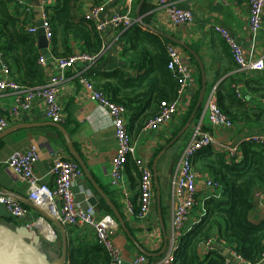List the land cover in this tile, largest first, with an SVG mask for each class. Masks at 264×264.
<instances>
[{
  "label": "crops",
  "instance_id": "obj_1",
  "mask_svg": "<svg viewBox=\"0 0 264 264\" xmlns=\"http://www.w3.org/2000/svg\"><path fill=\"white\" fill-rule=\"evenodd\" d=\"M25 1L33 4L34 0ZM39 1L41 3L47 1L55 4V0ZM95 1L84 0L81 13L85 15L88 8L95 5ZM141 1L135 0L132 7V14L136 22L139 25L142 24L143 28L154 29L166 34L169 37L167 39L177 45L183 52L184 57L192 67L195 78V83L185 92V109L181 108L182 110L180 109L181 111L172 116L157 132H141L134 137L132 135L134 144L139 148V154L149 160L152 168L154 167V160L157 154L167 144L171 143L182 129L183 120L186 118L193 103L197 102L203 81L205 80L206 82V95L198 115L184 135L179 137L169 148L171 149L182 141L180 149L177 150L173 160L168 156L170 151L168 149L158 162L159 188L154 182L155 195L158 196V192L160 195L161 211L159 210L156 197L155 205L147 220H136L127 216L123 189L114 183L112 176L113 158L118 148L112 117L102 106L90 99L88 92L79 83L80 72L83 68L81 64L68 69L67 79L61 85L57 99L62 106L64 116V121L60 124L70 135V141L73 142L91 176H87L82 169L83 176L79 177L75 184L77 198L93 205L99 217L109 214L116 219L104 197L105 195L122 213L126 223L127 221L129 222L131 230L129 227L128 229L139 243L137 245L118 223L119 226L117 230H114L112 239L114 244L122 250L124 260L131 263L136 257L145 255L150 264H155L167 250L162 255H159L166 242H168V234L171 227L173 214L171 206L172 178L178 168L182 152L197 126L202 125L203 132L211 135L216 141L228 146H237L236 155L231 156L232 158H237V160L241 159V143L244 142L246 136L253 133H264V97L260 93L251 90L254 85L253 79L259 78L262 73L248 76L241 73L232 57L227 42L213 29L215 26L227 28L248 58H264V17L261 29L255 33L251 31L249 25V0H236V3L232 0L227 2L221 0H179L178 4L181 8L193 11L194 21L189 25H173L164 8L157 6L156 0H146L141 9V16L138 17ZM104 2L107 3L111 12H125L127 10V0H104L101 4ZM11 12L14 16L19 12L14 2L11 6ZM33 14L36 23L38 16L36 9ZM118 34V31L109 29L105 34V38L103 37L105 41L103 56L101 55L102 58L93 65L89 76L96 82L97 88L99 84L104 82L106 74L114 72L119 67L128 68L129 64L123 55V47L116 40ZM170 38L183 43V45ZM69 45L71 47L70 55L85 52V47L79 40H71ZM55 49L60 55L66 52V46L60 39H57L54 45L51 42L47 49H39L47 59L44 66L40 65L44 71L43 84L48 82L51 76L57 72L55 61L57 57L53 55L54 53L52 54ZM9 62L14 74L13 77H22L23 71H19L17 64L13 60ZM223 86L234 88L243 104L240 110L236 108L229 109L234 122V127L231 129L212 125L206 110L210 94L214 89L217 90L218 87ZM14 100L15 96L13 94L2 95L0 92V116H7V109L14 105ZM42 102L44 103L43 100L36 102L35 107L31 111H21L19 116L10 119L9 127L5 131L22 124H25V127L14 129L0 137V193L13 196L21 201L24 206L29 207L25 217L16 219L0 203V226L12 228L16 231L43 216L35 207L28 205V185L7 165L6 161L9 157L15 152H27L32 146H35L40 156L36 164V176L50 186L55 183L50 173L55 153L61 151L63 156L77 163L67 147L64 132L53 126L52 122L45 117ZM127 119L130 123V112H128ZM202 173H204L205 177L210 175L204 171ZM123 181L126 191L130 193V199L138 210L140 187L135 188L132 186L127 169L125 170ZM210 192L211 190L207 189L203 182L200 183V203L192 214V225L200 221L199 217L204 213L201 209L202 202L205 196L210 195ZM258 192L257 194L255 193L257 199L256 208L251 211L249 216L254 224L264 220V197H260ZM162 197H164L165 202L162 201ZM45 218L46 220L41 222L38 228L31 231L40 237V242L45 252L52 259L59 258L66 246L68 251L73 246L98 242L95 233L91 230L62 227L57 221H51L46 216ZM47 226L51 227L55 232L56 238L54 241L48 240V232L45 230ZM49 234L51 235V230H49ZM213 237L218 241L215 236ZM218 245L216 249L221 250L226 258L230 257L231 254L226 251L227 247H224L219 241ZM141 249L148 251L151 255H146ZM201 251L203 258H205L206 254H208L206 244L203 245ZM66 258V263L69 264L68 257ZM236 262L239 263L240 261L236 260ZM259 264H264V262Z\"/></svg>",
  "mask_w": 264,
  "mask_h": 264
},
{
  "label": "built area",
  "instance_id": "obj_2",
  "mask_svg": "<svg viewBox=\"0 0 264 264\" xmlns=\"http://www.w3.org/2000/svg\"><path fill=\"white\" fill-rule=\"evenodd\" d=\"M20 4L22 12L33 14L35 7L25 0H16ZM135 0H127V10L125 12H111L106 2L95 4L85 12L86 20L93 22L99 34L105 38L109 29L118 31L120 34L134 26L136 20L132 14V7ZM179 0H156L157 6L164 8L171 23L174 25H189L194 21L193 11L183 9L178 4ZM227 2L228 0H221ZM236 3V0H232ZM41 3V2H40ZM43 1L40 5V13L43 17V28L47 39L52 42L53 31L50 23V12L46 7L50 5ZM249 25L252 32H258L263 23L264 0H249ZM214 31L221 35L230 48L232 57L238 70L246 76L264 72V58L250 59L246 56L242 47L232 37L230 31L223 26H215ZM28 32L37 33V26L33 20L27 27ZM116 39V40H117ZM0 42V92L2 95L13 94L15 96L14 105L8 108L7 116H0V134L9 127V120L19 116L21 111H31L36 102L43 100V112L45 117L51 122L62 123L64 121L62 106L57 99V94L61 90V85L67 79L68 69L75 65L83 66L80 72L79 83L88 92L91 100L97 102L102 108L109 112L112 117L115 136L118 148L113 158L112 176L114 183L123 189L125 212L128 217L136 220H147L156 202L154 172L149 160L142 157L138 146L134 144L129 131L128 111L124 106L111 101L108 95L97 88L96 82L89 76L93 65L99 60L101 54H90L78 52L69 56H59L55 58L57 72L51 76L48 82L36 87H28L19 83L13 77L12 70L4 58ZM168 68L173 72L178 83V96L173 101L162 102L157 115L150 118L142 132H157L172 116L185 109V92L195 83L193 70L190 63L184 57L181 49L175 44L167 46ZM47 59L45 55L39 57L38 63L45 65ZM38 104V103H37ZM181 109V110H180ZM208 118L212 125L231 129L234 122L221 109L216 89L210 94L206 106ZM244 142L253 143L260 148H264V133H253L244 139ZM212 147L216 151L228 153L230 156L236 155L237 146H228L216 141L211 135L203 132L202 125L197 126L191 139L184 148L178 168L171 182L172 186V220L170 232L168 234V245L164 255L155 264H173L175 254L182 245V238L190 229L191 217L195 208L200 203L199 186L203 185L210 189V196H219L222 192V185L210 175L204 176L202 172L195 168L194 161L200 150ZM54 160L50 170L55 183L53 186L46 184L36 176V164L40 158L38 149L32 146L27 152H15L6 161L7 165L28 185L29 192L27 202L30 207L39 210L43 217L27 224L33 230L38 228L41 222L46 220L45 216L57 221L62 227H75L79 229L91 230L95 233L98 243L102 244L109 252L111 264H123L124 256L122 250L114 244L112 234L118 228L117 220L109 214L98 216L93 205L85 203L77 198L75 193L76 180L83 176L82 168L71 159L63 156L61 151L53 155ZM131 158L141 174L139 209H136L134 202L130 199V193L126 191L123 176L126 170V161ZM203 180V181H202ZM260 197H264V190L258 192ZM0 203L4 205L12 217L20 219L26 216L29 211L28 206H24L21 201L13 196L0 193ZM51 230L48 240L54 241L55 232ZM207 252L216 251L218 241L214 237L206 241ZM231 255L226 258L228 264H259L264 262V251L258 262L252 263L242 259L238 253L229 247L226 249ZM234 258V259H231ZM236 260L240 262L237 263ZM131 264H150L145 255L138 256Z\"/></svg>",
  "mask_w": 264,
  "mask_h": 264
},
{
  "label": "trees",
  "instance_id": "obj_3",
  "mask_svg": "<svg viewBox=\"0 0 264 264\" xmlns=\"http://www.w3.org/2000/svg\"><path fill=\"white\" fill-rule=\"evenodd\" d=\"M83 1L55 0V4L46 7L47 12L51 11L53 45L60 39L66 46V52L61 55L56 49L53 50L55 57L71 54V40H79L85 52L103 56L105 41L95 24L87 21L81 13ZM102 1L96 0L95 4ZM13 2L19 11L16 16L11 12ZM20 7L16 0H0L1 49L7 63L10 65L9 61L13 60L19 71H23V76L15 80L28 87H36L44 83V71L38 63L42 53L38 49L37 34L27 30L35 17L34 14L22 12ZM117 43L123 47L128 68L119 67L106 74L98 88L111 101L124 106L131 113L129 131L134 137L143 131L150 118L157 115L162 102L173 101L178 96V83L168 68L167 46L174 43L138 23L124 30ZM261 73L259 78L253 79L251 90L264 97V72ZM216 95L222 111L231 119L229 109L240 110L243 107L231 86L218 87ZM195 105L196 101L183 120L182 128ZM241 146L240 160L212 147L198 152L195 168L209 173L220 182L222 192L219 196L203 200L201 209L204 208V213L199 217L200 221L185 233L173 264H228L226 256L217 249L203 258L201 248L213 236L248 262L256 263L261 257L264 251V220L254 224L249 216L257 205L255 195L264 190V148L247 142H242ZM126 169L132 186L140 187L141 174L131 158L126 161ZM129 225L127 221L130 229ZM67 257L69 264H111L109 252L98 242L73 246L68 249Z\"/></svg>",
  "mask_w": 264,
  "mask_h": 264
},
{
  "label": "water",
  "instance_id": "obj_4",
  "mask_svg": "<svg viewBox=\"0 0 264 264\" xmlns=\"http://www.w3.org/2000/svg\"><path fill=\"white\" fill-rule=\"evenodd\" d=\"M146 0H142L139 6L138 10V17L141 16V9L143 4L145 3ZM33 5L38 12L37 16V21H36V26H37V39H38V48L43 50L47 49L49 47V40L46 37L45 30L43 28V17L42 14L40 13V1L39 0H34ZM153 31L157 32L161 36L165 38H169L166 34L159 32L157 30ZM173 40V38H170ZM176 41V40H173ZM177 43H181L176 41ZM183 45V43H181ZM206 95V82L205 80L203 81L201 92L199 95V98L196 102V105L194 107V110L186 122V124L183 126V128L180 130L178 135L175 137L174 140H172L171 143L167 144L165 148H163L156 156L154 160V181L157 184V188H159V183H158V175H157V165L161 157L164 155V153L173 145V143L181 136L184 135V133L190 128L192 125L193 121L195 120L196 116L198 115L200 108L203 104L204 98ZM53 126L59 128L62 130L65 134V139L67 142V147L74 158V160L78 163V165L84 170V172L87 174V176H90V173L82 160L81 156L79 155L77 149L75 148L73 142L70 141V135L68 132H66L61 124L58 123H51ZM25 124L15 126L14 128H11L3 133L0 134V137L5 135L8 132H11L14 129L25 127ZM105 199L108 202V205L112 209L119 225L124 229V231L128 234V236L137 244L139 245L138 241L136 238L131 234L127 227V223L125 218L123 217L122 213L117 209V207L104 195ZM158 200V206L159 210L161 211L160 208V195L158 192L157 196ZM47 217V216H46ZM161 217V213H160ZM50 219L49 217H47ZM53 221L52 219H50ZM21 230V231H19ZM19 230H13L12 228H6L3 226H0V264H67V246L64 249L63 254L57 258V259H52L48 256V254L45 252L41 242H40V237L37 234H34L31 229H29L27 226H24L23 228H20ZM168 245V242H166L165 247L162 249L159 255H162L164 251L166 250V247ZM139 248H141L139 246ZM143 253L146 255H151L148 251L141 249ZM123 264H131L130 262L124 261Z\"/></svg>",
  "mask_w": 264,
  "mask_h": 264
},
{
  "label": "rangeland",
  "instance_id": "obj_5",
  "mask_svg": "<svg viewBox=\"0 0 264 264\" xmlns=\"http://www.w3.org/2000/svg\"><path fill=\"white\" fill-rule=\"evenodd\" d=\"M181 142H182V141H180L179 143H177L176 145H174L171 149H169L170 151H169V153H168V156H170L172 160H173V157L175 156L177 150L180 149V147H181ZM172 160H171V162H172ZM156 197H157V196H156ZM162 201L165 202L164 197H162ZM167 210H168V208H167ZM202 211L204 212L203 209H202ZM164 215H165V213H164ZM191 223H192V222H191Z\"/></svg>",
  "mask_w": 264,
  "mask_h": 264
},
{
  "label": "bare ground",
  "instance_id": "obj_6",
  "mask_svg": "<svg viewBox=\"0 0 264 264\" xmlns=\"http://www.w3.org/2000/svg\"><path fill=\"white\" fill-rule=\"evenodd\" d=\"M45 230H47V232H48V236H49V235H50V234H49V230H50L49 226H47Z\"/></svg>",
  "mask_w": 264,
  "mask_h": 264
}]
</instances>
